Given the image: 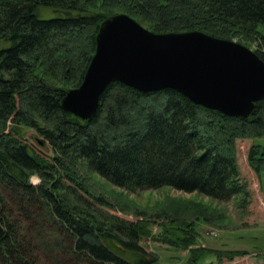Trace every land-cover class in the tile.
Wrapping results in <instances>:
<instances>
[{
  "label": "trees",
  "instance_id": "trees-1",
  "mask_svg": "<svg viewBox=\"0 0 264 264\" xmlns=\"http://www.w3.org/2000/svg\"><path fill=\"white\" fill-rule=\"evenodd\" d=\"M39 6L53 9L54 16L39 18ZM120 12L154 32L201 30L253 42L264 61V0H0V185L7 191L0 192L1 264H35L8 204L13 199L27 219L55 225L69 244L68 257L159 264L158 254L141 243L154 237L143 216L129 220L103 211L113 203L96 192L90 175L126 191L170 187L217 200L236 197L248 211L261 200L253 196L262 189L264 143L256 139L264 138V99L242 118L195 104L174 89L141 92L113 81L89 120L62 109L65 91L84 76L100 23ZM22 126L37 130L52 153L42 155L24 140ZM33 174L39 183L30 182ZM115 200L117 210L126 211ZM196 207L194 216L205 223H226L217 209ZM179 224L176 239L164 223L157 235L175 248H189L184 264H199L201 248L192 245L200 233Z\"/></svg>",
  "mask_w": 264,
  "mask_h": 264
},
{
  "label": "water",
  "instance_id": "water-1",
  "mask_svg": "<svg viewBox=\"0 0 264 264\" xmlns=\"http://www.w3.org/2000/svg\"><path fill=\"white\" fill-rule=\"evenodd\" d=\"M113 81L141 92L174 89L195 104L246 118L264 99V61L235 40L201 30L154 32L120 12L100 23L84 76L65 91L62 109L89 120Z\"/></svg>",
  "mask_w": 264,
  "mask_h": 264
},
{
  "label": "rangeland",
  "instance_id": "rangeland-1",
  "mask_svg": "<svg viewBox=\"0 0 264 264\" xmlns=\"http://www.w3.org/2000/svg\"><path fill=\"white\" fill-rule=\"evenodd\" d=\"M36 13L39 18H50L55 14L53 9L47 6H39ZM233 40L238 42L236 38ZM242 44L252 50L254 48L253 42ZM18 131L22 138L42 155L52 153L43 136L34 128L22 126L18 128ZM256 141L264 143V138L256 139ZM250 142V140L247 141L245 147ZM29 180L32 184H37L40 177L38 174H33ZM88 180L93 183L96 192L102 193L113 203L112 206L103 207V211L106 209L110 215L116 214L129 220H136V216H143V221L152 230L154 237L146 236L141 239V243L158 254L159 264H184L185 262L189 248H175L172 244L162 241L157 235V232L160 231L159 224L164 223L169 226L167 229L170 238L176 239L182 235L178 229L183 230L182 226H179V222H185L189 230L196 228L200 233L199 240L195 245H192L196 249L201 248L199 254L203 259L199 264L207 262L208 264H212L211 262L213 264H264V225L262 224L264 218V170L261 171L262 189L258 188L256 195L253 196L254 199L260 196L261 200L258 198V200H254L253 204L257 206L249 211L248 209L242 210L237 205L236 197L217 200L198 192H183L170 187L126 191L95 175H90ZM0 192L7 196V191L2 185H0ZM117 197L124 202L126 211L123 213L115 206ZM8 204L17 221L18 231L32 252L35 264H91L85 260L68 257L69 244L50 220H43L36 224L33 220L23 216L21 205L15 199L9 201ZM196 206L209 208V210L210 208L217 209L225 215L224 222L226 223L220 227L213 226L212 223L211 225L205 223L198 216H194L193 212H195ZM170 224L176 226L173 227ZM215 250H244L245 253L231 258L223 256L217 259L216 255H213Z\"/></svg>",
  "mask_w": 264,
  "mask_h": 264
}]
</instances>
